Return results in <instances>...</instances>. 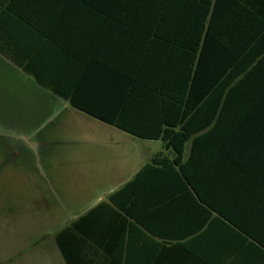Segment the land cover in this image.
<instances>
[{"label":"trees","instance_id":"obj_1","mask_svg":"<svg viewBox=\"0 0 264 264\" xmlns=\"http://www.w3.org/2000/svg\"><path fill=\"white\" fill-rule=\"evenodd\" d=\"M0 53L168 152L57 233L66 264H99L110 210L187 216L199 264H264V0H0Z\"/></svg>","mask_w":264,"mask_h":264},{"label":"rangeland","instance_id":"obj_2","mask_svg":"<svg viewBox=\"0 0 264 264\" xmlns=\"http://www.w3.org/2000/svg\"><path fill=\"white\" fill-rule=\"evenodd\" d=\"M161 150L75 109L0 53V264H66L63 223Z\"/></svg>","mask_w":264,"mask_h":264},{"label":"crops","instance_id":"obj_3","mask_svg":"<svg viewBox=\"0 0 264 264\" xmlns=\"http://www.w3.org/2000/svg\"><path fill=\"white\" fill-rule=\"evenodd\" d=\"M160 152L168 153L163 146V150L154 153L150 157H146L144 160H140L142 163H140V161H138V163L133 161L135 166L128 179L117 184V187L102 192L101 196L95 200V203L81 213L72 215L71 218L63 223V227L71 224L74 220L87 213L100 202L107 201L114 191L134 178L136 173ZM157 211L159 210L155 212ZM158 213L160 216L156 223L149 221V227L147 228L135 225L132 227L131 232H129L127 226L129 225V221H133V219L129 217L127 219L124 214L120 216L118 212L114 210L105 213L104 224L101 226L104 228L103 232H101L104 241L98 251L99 264H126L127 246L125 242L127 233H131L129 264H199L198 261L195 260L196 257L194 255H198L201 252L200 247L203 240H195L197 233H193L196 232L193 231V229H188L186 225L187 216L179 215L172 218L168 215L166 210H161ZM125 219L126 227L124 228ZM148 228L153 229V231H150ZM171 234H175L176 237H172ZM182 234L185 235L182 236ZM208 239L209 240L205 239V242H212V238ZM117 257H120V259L122 257V259L117 262L113 259Z\"/></svg>","mask_w":264,"mask_h":264}]
</instances>
